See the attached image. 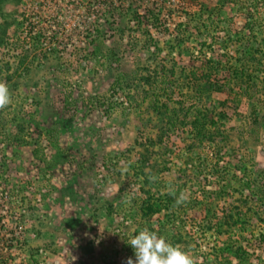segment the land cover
<instances>
[{
    "label": "rangeland",
    "instance_id": "1",
    "mask_svg": "<svg viewBox=\"0 0 264 264\" xmlns=\"http://www.w3.org/2000/svg\"><path fill=\"white\" fill-rule=\"evenodd\" d=\"M0 81V264H264V0H0Z\"/></svg>",
    "mask_w": 264,
    "mask_h": 264
},
{
    "label": "clouds",
    "instance_id": "2",
    "mask_svg": "<svg viewBox=\"0 0 264 264\" xmlns=\"http://www.w3.org/2000/svg\"><path fill=\"white\" fill-rule=\"evenodd\" d=\"M12 103V93L6 82L0 81V110ZM155 175L149 176L151 182H155ZM168 194L175 198V207L188 202L189 196L185 192L176 195L174 189L169 188ZM134 250L135 260L127 258V264H197L196 259L185 251L180 245L168 242L163 236L158 235L148 228H144L134 234L128 241ZM74 258V257H73Z\"/></svg>",
    "mask_w": 264,
    "mask_h": 264
},
{
    "label": "trees",
    "instance_id": "3",
    "mask_svg": "<svg viewBox=\"0 0 264 264\" xmlns=\"http://www.w3.org/2000/svg\"><path fill=\"white\" fill-rule=\"evenodd\" d=\"M212 16H209V18H211ZM208 18V19H209ZM178 85H180V84H178ZM180 87H181V85H180ZM207 133V132H206ZM208 134V136L207 137H209L208 138V140L207 141H204L203 143L205 144L206 142L207 143H211L212 141L214 142L215 141V139H216V135H215V133L213 132V131H210V132H208L207 133ZM200 141H202V139L200 140ZM213 144V143H212ZM242 260V259H241Z\"/></svg>",
    "mask_w": 264,
    "mask_h": 264
}]
</instances>
